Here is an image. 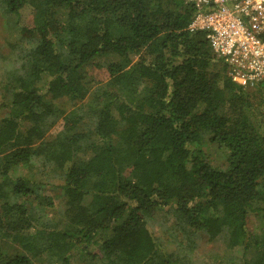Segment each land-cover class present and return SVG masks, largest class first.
<instances>
[{
    "label": "trees",
    "instance_id": "16d2710c",
    "mask_svg": "<svg viewBox=\"0 0 264 264\" xmlns=\"http://www.w3.org/2000/svg\"><path fill=\"white\" fill-rule=\"evenodd\" d=\"M197 12L189 0H0L14 18L0 78V264H188L150 229L165 207L186 231L240 248L239 264H264V83L231 79L189 30ZM90 64L109 74L93 90ZM52 167L62 220L41 193Z\"/></svg>",
    "mask_w": 264,
    "mask_h": 264
},
{
    "label": "rangeland",
    "instance_id": "374dc122",
    "mask_svg": "<svg viewBox=\"0 0 264 264\" xmlns=\"http://www.w3.org/2000/svg\"><path fill=\"white\" fill-rule=\"evenodd\" d=\"M14 18H7L0 14V78L2 70L7 59L10 56V50L7 46V40L11 38L7 23L12 22ZM87 70L95 77V82L90 86L93 90L98 81H106L109 78L108 71L104 68L99 69L93 64L87 67ZM61 123L55 125L46 135V138L52 139L61 129ZM206 150L211 157L214 166L225 167L226 152L217 144H208ZM47 183L44 184L42 194L53 198L55 205L49 209L53 217L62 220L60 212L66 207L65 196L61 189L64 180L61 172L52 167L48 172ZM156 240L177 260L185 261L188 264H236L242 263L240 248L231 250L226 244L224 236L216 239L210 238L207 233L195 231L193 229H184L176 220L174 211L168 207L159 210L152 221L149 223ZM247 226L250 231H255L256 220L253 214L248 215ZM250 258L251 255H246ZM93 264V263H91ZM98 264V263H95Z\"/></svg>",
    "mask_w": 264,
    "mask_h": 264
},
{
    "label": "built area",
    "instance_id": "2783aa9c",
    "mask_svg": "<svg viewBox=\"0 0 264 264\" xmlns=\"http://www.w3.org/2000/svg\"><path fill=\"white\" fill-rule=\"evenodd\" d=\"M189 1L198 9L189 30L205 33L231 79L243 87L264 83V0Z\"/></svg>",
    "mask_w": 264,
    "mask_h": 264
}]
</instances>
